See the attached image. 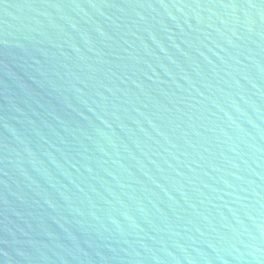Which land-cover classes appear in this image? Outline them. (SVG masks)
Listing matches in <instances>:
<instances>
[{"label": "water", "instance_id": "95a60500", "mask_svg": "<svg viewBox=\"0 0 264 264\" xmlns=\"http://www.w3.org/2000/svg\"><path fill=\"white\" fill-rule=\"evenodd\" d=\"M0 264H264V0H0Z\"/></svg>", "mask_w": 264, "mask_h": 264}]
</instances>
